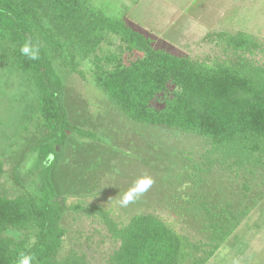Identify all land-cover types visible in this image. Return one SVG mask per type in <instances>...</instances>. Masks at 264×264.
<instances>
[{"label":"trees","instance_id":"16d2710c","mask_svg":"<svg viewBox=\"0 0 264 264\" xmlns=\"http://www.w3.org/2000/svg\"><path fill=\"white\" fill-rule=\"evenodd\" d=\"M114 2L119 4L0 0V70L10 65L26 77L38 98L33 116L47 130L32 146L38 190L14 197L0 194V264H19L22 255L32 256V264H89L77 252L60 255L67 232L62 219L68 210L102 218L110 237L119 242L109 264H206L231 229L214 221L219 239L202 250L153 213H137L120 224L102 207L68 204V198L56 192L51 172L69 133L103 140L73 124L62 99L68 76L77 73L86 79L88 59L93 84L131 122L200 136L210 144L207 164L230 166L252 179L264 176V62L255 59L264 47L255 35L243 30L209 33L206 38L214 37L223 46L224 59L177 55L157 48ZM111 36L131 55L142 56L127 64L119 54L103 53ZM28 42L38 50L36 60L20 52ZM160 99L161 107L156 103ZM4 166L0 157V180ZM230 223L233 228L237 224ZM10 230L22 236L17 239L7 233Z\"/></svg>","mask_w":264,"mask_h":264},{"label":"rangeland","instance_id":"374dc122","mask_svg":"<svg viewBox=\"0 0 264 264\" xmlns=\"http://www.w3.org/2000/svg\"><path fill=\"white\" fill-rule=\"evenodd\" d=\"M117 1L113 4L127 10L135 29L153 39L157 48L177 55L224 59L223 46L214 37L206 38L218 31L250 32L264 47V0ZM110 41L103 44V53L119 54L127 64L142 56L124 50L118 37L111 36ZM255 59L264 62V52H257ZM92 67L88 59L86 79L77 73L66 78L62 99L70 121L95 131L103 140L69 133L51 172L56 192L66 196L68 204L100 206L120 224L134 214L153 213L202 250L219 239L214 221L223 223L231 229L206 264H264V176L252 179L230 166L207 164L210 144L200 136L131 122L93 84ZM162 99L156 102L160 107ZM37 107L36 91L26 77L3 65L0 157L5 172L0 194L14 197L39 188L32 146L47 130L33 116ZM144 176L152 179L151 187L123 204L126 195L138 191L137 181ZM230 220L237 222L234 228ZM62 225L67 232L61 256L77 252L89 264H109L119 242L110 237L100 216L68 210ZM7 233L17 239L22 236L17 231Z\"/></svg>","mask_w":264,"mask_h":264},{"label":"clouds","instance_id":"9594fccd","mask_svg":"<svg viewBox=\"0 0 264 264\" xmlns=\"http://www.w3.org/2000/svg\"><path fill=\"white\" fill-rule=\"evenodd\" d=\"M20 52L22 55L27 56L31 60H36L38 58V50L33 49L31 42L25 43L24 45L21 46ZM153 181L150 177L144 176L140 178L137 181L136 187H138V191L128 194L124 197L122 203L123 204H128L129 202L132 201L134 195H141L143 192L147 191L148 188L151 187ZM33 257L30 255H22L19 264H32Z\"/></svg>","mask_w":264,"mask_h":264}]
</instances>
